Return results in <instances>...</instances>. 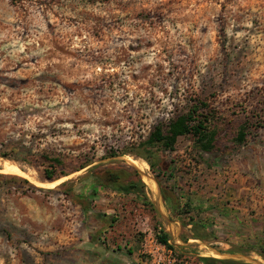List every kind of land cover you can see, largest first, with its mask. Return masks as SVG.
Returning a JSON list of instances; mask_svg holds the SVG:
<instances>
[{
    "label": "rangeland",
    "instance_id": "rangeland-1",
    "mask_svg": "<svg viewBox=\"0 0 264 264\" xmlns=\"http://www.w3.org/2000/svg\"><path fill=\"white\" fill-rule=\"evenodd\" d=\"M196 101L209 105L221 151L181 137L175 152H149L154 170L121 154ZM45 156L68 175L48 181ZM129 157L149 166L153 207L105 189L88 209L73 203L93 188L88 168L76 171L86 160L144 181ZM173 186L218 218L256 219L244 229L264 237V0H0V264H264L233 242H183L189 228L162 195Z\"/></svg>",
    "mask_w": 264,
    "mask_h": 264
},
{
    "label": "trees",
    "instance_id": "trees-1",
    "mask_svg": "<svg viewBox=\"0 0 264 264\" xmlns=\"http://www.w3.org/2000/svg\"><path fill=\"white\" fill-rule=\"evenodd\" d=\"M248 127V126H247ZM242 125L237 136L234 138L235 146L242 145L246 142L247 128ZM219 130L212 115V112L207 103H199L196 101L189 111L185 114L178 115L171 119L166 129L163 126L157 125L148 137L147 140L140 142L135 151L126 149L121 154H133L136 157L145 159L151 165L152 169L157 167L151 162L149 152L155 148L160 147L167 152H175L178 141L181 137H189L193 141L194 147L198 152L215 153L221 151L219 141ZM111 155L112 158L117 157V154ZM45 161L49 162V168L45 170L48 181H57L68 174L61 171L57 174L59 168L64 167V162L59 158L49 159L43 157ZM164 169L165 164L160 163ZM88 168L87 178L91 180L93 188L89 196L76 197L73 203L78 204L82 209H88L90 201H93L98 196L99 189L109 190L122 195H136L140 201L146 206L153 207V203L149 200L146 192V184L144 183L140 172L128 165L105 167L104 165H93V162L86 160L82 163L76 171ZM162 174L168 179V171L162 170ZM170 176V175H169ZM4 178V176H2ZM11 179L28 184L33 187L28 180L21 177H12ZM178 186H173L168 189L162 188V195L164 201L171 214V220L178 221L183 228L188 229V235L181 237L182 241L187 243L190 239L208 242L211 239L219 240L216 232L207 225L206 220L200 219L202 213L208 212V207L205 204L208 200L201 199L194 203L192 199L186 197V193H175ZM185 200L183 203L182 201ZM197 205V207H195ZM208 205V204H207ZM117 220L112 219V224ZM111 227L113 225H110ZM156 239L166 249L173 252L177 247L173 243L171 234L163 227H157ZM238 248L244 252H257L264 258V237L256 236L255 239L245 237ZM201 264H245L242 261L233 259H217L214 257H199Z\"/></svg>",
    "mask_w": 264,
    "mask_h": 264
},
{
    "label": "crops",
    "instance_id": "crops-1",
    "mask_svg": "<svg viewBox=\"0 0 264 264\" xmlns=\"http://www.w3.org/2000/svg\"><path fill=\"white\" fill-rule=\"evenodd\" d=\"M207 204H205V206L208 207V212L202 213L200 215V219H204V221L206 220L207 225L217 233L220 243L226 244L228 242H233L234 244L240 245L242 243V239L245 237H250L251 239L256 238L257 234L255 232H247V229H244L245 227L253 228L254 225H258L259 223L256 219H249L248 217L243 219L237 216L232 220L229 219L230 217L221 219L216 217L215 213L212 212L214 211L212 209V205ZM241 214L242 213H240V215ZM225 227H228L229 229H224ZM221 235L227 238L226 242L220 241Z\"/></svg>",
    "mask_w": 264,
    "mask_h": 264
},
{
    "label": "bare ground",
    "instance_id": "bare-ground-1",
    "mask_svg": "<svg viewBox=\"0 0 264 264\" xmlns=\"http://www.w3.org/2000/svg\"><path fill=\"white\" fill-rule=\"evenodd\" d=\"M129 161H130V164L137 167L138 169H140V171L143 173V175L145 176L144 177V182L147 181V178L150 180L149 181V184L151 186L154 187V196H156V189H155V180L154 178L151 176L150 172H149V166L147 163H145L144 161H138V160H135V159H132L129 157ZM8 163V162H7ZM133 163V164H132ZM9 164V163H8ZM6 165V164H5ZM8 169H11V170H17L16 167L12 166L10 164V166H8ZM147 177V178H146ZM147 183V182H146ZM148 184V183H147Z\"/></svg>",
    "mask_w": 264,
    "mask_h": 264
},
{
    "label": "built area",
    "instance_id": "built-area-1",
    "mask_svg": "<svg viewBox=\"0 0 264 264\" xmlns=\"http://www.w3.org/2000/svg\"><path fill=\"white\" fill-rule=\"evenodd\" d=\"M161 245V244H160ZM162 246V245H161ZM162 247H164V246H162Z\"/></svg>",
    "mask_w": 264,
    "mask_h": 264
}]
</instances>
